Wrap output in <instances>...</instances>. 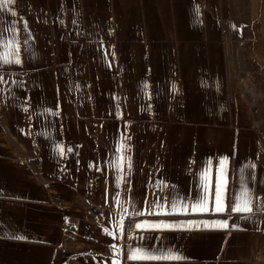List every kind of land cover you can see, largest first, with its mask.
<instances>
[{"label":"crops","instance_id":"0c3cea01","mask_svg":"<svg viewBox=\"0 0 264 264\" xmlns=\"http://www.w3.org/2000/svg\"><path fill=\"white\" fill-rule=\"evenodd\" d=\"M263 196L264 0L0 10V264H264Z\"/></svg>","mask_w":264,"mask_h":264},{"label":"snow or ice","instance_id":"6c2138e0","mask_svg":"<svg viewBox=\"0 0 264 264\" xmlns=\"http://www.w3.org/2000/svg\"><path fill=\"white\" fill-rule=\"evenodd\" d=\"M14 0H0V10L8 8L9 5L13 4ZM19 63V61H16ZM208 201L207 198L203 199L198 203V205H193V210L195 211L197 208H199L200 211H208L207 207ZM215 211L220 212L223 211L222 202H221V183L220 180H217L216 184V192H215ZM233 212H247L250 213L252 211L251 207L249 206V201L244 200L243 202L240 201V198L237 197V202L232 208ZM139 214V213H138ZM137 227H141V225H137ZM138 258L137 253H133L132 256L129 257V259H136ZM150 259H158L159 257H147ZM165 259H172L174 257H163Z\"/></svg>","mask_w":264,"mask_h":264},{"label":"built area","instance_id":"2783aa9c","mask_svg":"<svg viewBox=\"0 0 264 264\" xmlns=\"http://www.w3.org/2000/svg\"><path fill=\"white\" fill-rule=\"evenodd\" d=\"M254 210L258 214H264V196L257 199Z\"/></svg>","mask_w":264,"mask_h":264}]
</instances>
